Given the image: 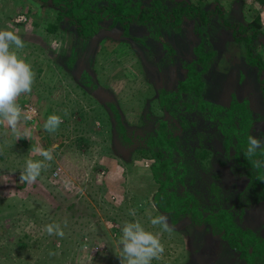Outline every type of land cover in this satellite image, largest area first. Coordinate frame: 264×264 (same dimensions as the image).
<instances>
[{
  "label": "rangeland",
  "instance_id": "rangeland-1",
  "mask_svg": "<svg viewBox=\"0 0 264 264\" xmlns=\"http://www.w3.org/2000/svg\"><path fill=\"white\" fill-rule=\"evenodd\" d=\"M179 2L212 15L203 33L217 54L205 77L204 96L218 101L232 90L246 95L261 115L253 135L264 138V75L247 64L242 43L222 23V18L244 25L257 21L264 43V0H167L166 10ZM110 24L104 21L93 38L83 39L68 19L58 21L51 0H0V30L20 36L25 46L17 55L35 73L32 91L16 103L39 112L32 122L22 114L15 131L0 122V264H121V229L134 221L158 233L164 246L151 264H245L219 235L189 218L174 224L163 213L172 231L153 226L151 218L161 213L153 201L157 185L149 168L152 161L134 158L148 124L151 129L155 118L166 113L158 90H174L184 78L186 62L195 58L193 48L200 38L194 20L184 18L180 28L160 27L162 41L174 54L153 43L142 24L133 23L129 35ZM142 36L147 37L145 44ZM259 51L264 60V46ZM115 109L134 143L116 129ZM53 114L63 122L50 133L44 124ZM221 142L219 137L211 141L222 151ZM38 148H54V158L44 161L34 183L21 182L26 161L44 160ZM209 169L225 196L240 194L243 178L233 175L229 163ZM248 213L255 217L252 222L264 225V204ZM55 224L63 237L46 231Z\"/></svg>",
  "mask_w": 264,
  "mask_h": 264
},
{
  "label": "trees",
  "instance_id": "trees-1",
  "mask_svg": "<svg viewBox=\"0 0 264 264\" xmlns=\"http://www.w3.org/2000/svg\"><path fill=\"white\" fill-rule=\"evenodd\" d=\"M166 1L51 0L58 9V21L68 19L83 39L93 38L106 20H111V27L120 25L127 35L137 23L144 25L153 43L159 42L168 54L175 52L162 41L160 27L180 28L184 18L194 20L193 30L200 38L193 48L195 58L186 62L184 78L174 90H158L160 106L166 113L155 118L151 129L148 124L143 142L134 148V158L152 161L149 168L157 185L153 201L159 213L169 214L174 224L189 218L192 224L219 235L237 250L245 264H264V225L252 222L255 217L248 213L264 204V167L253 166V161H264V150H258L251 159L245 156L247 138L253 135L261 115L251 108L250 99L236 90L218 101L204 96L205 77L217 54L203 33L212 15L186 2L166 10ZM222 23L242 43L247 64L264 75L259 51L264 43L257 21L244 25L222 18ZM139 39L144 44L147 41L146 36ZM261 82L264 91V77ZM118 112L114 110L116 129L123 139L134 143L129 134L126 136L129 127ZM216 137L222 141V151L211 143ZM228 163L235 170L233 175L242 176L244 181L235 198L223 194V187L209 169L211 164Z\"/></svg>",
  "mask_w": 264,
  "mask_h": 264
},
{
  "label": "clouds",
  "instance_id": "clouds-1",
  "mask_svg": "<svg viewBox=\"0 0 264 264\" xmlns=\"http://www.w3.org/2000/svg\"><path fill=\"white\" fill-rule=\"evenodd\" d=\"M24 46V41L15 32L0 30V122H6L13 131L16 130L23 112L16 103L17 98L32 91L35 77L31 65L17 55L16 50ZM62 122L60 116L50 115L44 124V129L53 133ZM247 139L245 156L251 159L258 150H264V138L249 135ZM35 151L39 152L44 160L26 161L24 172L20 176L21 182L34 183L45 167L44 161H52L54 158L52 155L54 148L47 150L38 148ZM253 166L264 167V161H253ZM130 214L134 216L135 212ZM150 222L153 226H160L163 231H172L168 217L163 214L151 218ZM46 231L49 235L55 234L60 237L64 235L58 224L47 225ZM121 231L122 237L119 241L122 245L121 264H151L152 259H158L164 253L159 234L145 230L139 221L125 222Z\"/></svg>",
  "mask_w": 264,
  "mask_h": 264
},
{
  "label": "built area",
  "instance_id": "built-area-1",
  "mask_svg": "<svg viewBox=\"0 0 264 264\" xmlns=\"http://www.w3.org/2000/svg\"><path fill=\"white\" fill-rule=\"evenodd\" d=\"M23 109V116L28 122L35 121L37 118H39V112L38 109L33 107L32 105H25ZM28 117V118H26Z\"/></svg>",
  "mask_w": 264,
  "mask_h": 264
}]
</instances>
